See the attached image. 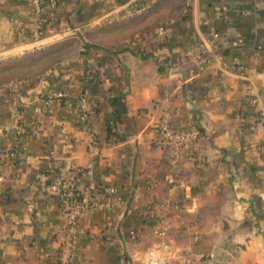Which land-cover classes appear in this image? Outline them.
<instances>
[{
    "label": "crops",
    "instance_id": "1",
    "mask_svg": "<svg viewBox=\"0 0 264 264\" xmlns=\"http://www.w3.org/2000/svg\"><path fill=\"white\" fill-rule=\"evenodd\" d=\"M32 1L0 0V61L77 47L0 90V264L56 258L65 218L49 186L62 177L93 184L100 205L81 219L72 264H148L150 253L158 264H264V0H58L39 42ZM157 10L168 35H142ZM131 18L146 22L132 43L92 44ZM214 33L236 68L187 63ZM166 112L202 135L175 167L157 131Z\"/></svg>",
    "mask_w": 264,
    "mask_h": 264
},
{
    "label": "built area",
    "instance_id": "2",
    "mask_svg": "<svg viewBox=\"0 0 264 264\" xmlns=\"http://www.w3.org/2000/svg\"><path fill=\"white\" fill-rule=\"evenodd\" d=\"M57 6L58 0H49V7L40 0L32 1L34 21L31 26V37L34 42H39L43 37L47 18H53ZM220 9L223 12L228 10L226 5L221 6ZM156 35L165 38L168 35V27L166 25L161 26L156 31ZM228 47L229 43L227 40L219 33H214L212 40L207 45H197L191 47L187 51V63H192L198 69L202 70L206 63L218 59L223 68H236L238 61L233 65H229L225 61V56L219 53L222 48ZM64 96L65 94L62 92L57 94L58 99H62ZM85 109V105H82L80 115L84 123L88 121V115ZM157 131L163 135V144L171 153L172 167H175L182 159L188 158L198 151L199 141L202 138L201 132L193 128L182 130L174 129L170 123L169 112L163 115ZM25 133L26 130H24L23 127L18 129V136H22ZM92 144H95L93 140ZM17 153L20 154L19 148L17 149ZM0 171H3L2 168ZM0 181H4L2 172H0ZM169 181L170 183H175L176 180L171 175ZM49 188L58 195L60 211L65 218L64 236L61 248L56 258L50 261L49 264H72L75 252L74 241L78 237L84 236L86 233L80 227L81 219L84 215L100 206L98 196L95 193V186L90 184L87 187L80 188L73 179L62 177L52 183ZM105 193L108 195L115 194L116 190L106 189ZM148 264H158L156 254H149Z\"/></svg>",
    "mask_w": 264,
    "mask_h": 264
},
{
    "label": "rangeland",
    "instance_id": "3",
    "mask_svg": "<svg viewBox=\"0 0 264 264\" xmlns=\"http://www.w3.org/2000/svg\"><path fill=\"white\" fill-rule=\"evenodd\" d=\"M157 10L151 17L150 27H146L145 34L139 32V26H143L144 19L140 20H127L121 23H115L110 30L95 31L90 35L91 42L100 47H125L132 43V35L134 32L141 33L142 35L154 34L161 26L165 25L166 17L160 14ZM149 20V19H148ZM149 23V22H148ZM144 27V26H143ZM133 32V33H132ZM76 44L66 45L60 49L54 50L50 54L41 55L36 57L34 55L29 57H22L16 59H9L7 61H0V90L7 87L11 82L18 79L31 77L34 74H40L41 71L49 68L51 65L57 64L59 60L64 59L65 56L70 55L76 51Z\"/></svg>",
    "mask_w": 264,
    "mask_h": 264
},
{
    "label": "trees",
    "instance_id": "4",
    "mask_svg": "<svg viewBox=\"0 0 264 264\" xmlns=\"http://www.w3.org/2000/svg\"><path fill=\"white\" fill-rule=\"evenodd\" d=\"M137 40L141 41L140 38H137ZM224 56H226L227 54H223ZM122 95L118 94V95H115L114 98L111 100V103H112V106L114 108V111H115V115H116V120H120L121 119V116L122 114L125 112V104L123 102H121L122 100ZM111 130V128H110ZM162 143H163V140H162Z\"/></svg>",
    "mask_w": 264,
    "mask_h": 264
}]
</instances>
